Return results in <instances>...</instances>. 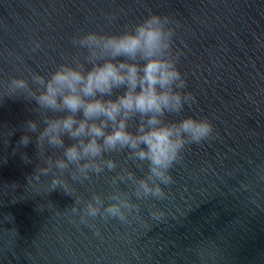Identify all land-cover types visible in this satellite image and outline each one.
I'll use <instances>...</instances> for the list:
<instances>
[{"label":"water","instance_id":"95a60500","mask_svg":"<svg viewBox=\"0 0 264 264\" xmlns=\"http://www.w3.org/2000/svg\"><path fill=\"white\" fill-rule=\"evenodd\" d=\"M150 14L171 21L184 91L193 98L168 119L207 117L213 138L186 146L165 200L133 196L137 218L97 217L90 221L97 236L70 213L75 198L107 197L122 167L143 178L147 164L141 170L112 153L116 170L83 183L55 169L28 183L40 160L37 134L26 133L25 123L44 125L35 101L0 98V264H264V0H0V97L12 77L31 83L30 73L47 77L70 59L74 36L119 33ZM24 134L32 138L26 147L18 144ZM54 176L72 195L51 191Z\"/></svg>","mask_w":264,"mask_h":264},{"label":"clouds","instance_id":"9594fccd","mask_svg":"<svg viewBox=\"0 0 264 264\" xmlns=\"http://www.w3.org/2000/svg\"><path fill=\"white\" fill-rule=\"evenodd\" d=\"M111 21L112 17H107ZM168 17L150 14L138 22L125 25L119 33L88 31L72 38L75 53L56 66L47 77L30 73L28 79L12 77L8 94L35 101L34 111L41 117V129L35 120L25 123L26 133H36L40 163L29 177L39 179L58 170L70 171L73 180L83 183L92 175L115 171L112 153H124L128 160L147 173L138 178L122 167L109 183L113 191L107 196L93 194L86 202L75 198L70 213L79 215L100 235L94 221L116 219L131 224L140 212L133 201L165 200V187L174 181L170 170L182 158L188 145L201 144L214 136L207 117L181 116L193 98L184 91L186 80L178 68L179 56L173 51L174 29ZM40 47L34 43L33 51ZM23 93L26 95H16ZM74 141L65 144L64 137ZM28 134L18 144L27 146ZM49 149L62 150L60 155ZM25 162L31 161L24 157ZM129 186L123 191L119 184ZM57 188L72 195L66 181L54 176L51 191ZM110 203L105 204V200ZM82 205V206H80ZM154 219L163 213L152 212Z\"/></svg>","mask_w":264,"mask_h":264}]
</instances>
